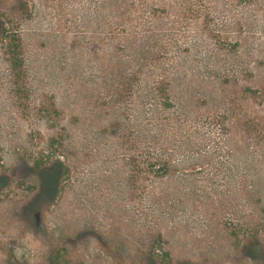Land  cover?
I'll return each instance as SVG.
<instances>
[{
	"label": "rangeland",
	"instance_id": "obj_1",
	"mask_svg": "<svg viewBox=\"0 0 264 264\" xmlns=\"http://www.w3.org/2000/svg\"><path fill=\"white\" fill-rule=\"evenodd\" d=\"M0 264H264V0H0Z\"/></svg>",
	"mask_w": 264,
	"mask_h": 264
},
{
	"label": "trees",
	"instance_id": "obj_2",
	"mask_svg": "<svg viewBox=\"0 0 264 264\" xmlns=\"http://www.w3.org/2000/svg\"><path fill=\"white\" fill-rule=\"evenodd\" d=\"M11 54V56H10V60H11V63H12V66H13V69L16 71H20V69H21V61L18 59V56L17 55H15L14 54V52L12 51V52H10ZM164 91V90H163ZM166 94H165V93ZM164 92H162L163 93V99L165 100V102L163 103V107H165V108H170V107H172L171 105V103H170V100H169V95L167 94V91L165 90Z\"/></svg>",
	"mask_w": 264,
	"mask_h": 264
}]
</instances>
